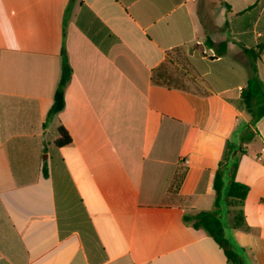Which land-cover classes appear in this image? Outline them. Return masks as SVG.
I'll return each instance as SVG.
<instances>
[{
    "label": "crops",
    "instance_id": "obj_1",
    "mask_svg": "<svg viewBox=\"0 0 264 264\" xmlns=\"http://www.w3.org/2000/svg\"><path fill=\"white\" fill-rule=\"evenodd\" d=\"M262 42L264 0H2L0 264H229L183 215L212 208L225 142L249 120L243 47L264 83ZM61 47L72 75L47 119ZM175 51L190 57L179 87L154 84ZM251 129L235 172L248 231L232 237L264 264V116Z\"/></svg>",
    "mask_w": 264,
    "mask_h": 264
},
{
    "label": "trees",
    "instance_id": "obj_2",
    "mask_svg": "<svg viewBox=\"0 0 264 264\" xmlns=\"http://www.w3.org/2000/svg\"><path fill=\"white\" fill-rule=\"evenodd\" d=\"M242 13V12H241ZM207 48H212L216 55L222 56L226 51V42L213 43L205 41ZM264 42L257 44L255 49L260 50ZM244 53L249 60L250 75L245 85L239 91L238 106L248 116L249 120L244 125L240 141L225 142L223 152L219 158L213 179L214 200L211 210L200 211L195 214L183 215V221L195 229H202L221 248L229 264H245L247 259L246 249L233 243L232 235H226L221 221V210L225 208L227 225L231 230L248 231L244 222L243 205L248 192V187L235 180L237 161L240 155L246 153L245 144L253 137L258 136L251 128L264 116V83L256 73L254 63L259 56L253 48H244ZM60 78L54 91L52 104L47 113V119L56 115L64 107V88L71 79L72 70L69 66L64 47H61ZM156 85L166 87H179V79L168 65L163 62L157 66L151 76ZM71 142L68 132L62 126L57 128L55 146L63 147ZM234 156L232 157V154ZM43 176L47 175L46 169L42 170Z\"/></svg>",
    "mask_w": 264,
    "mask_h": 264
},
{
    "label": "rangeland",
    "instance_id": "obj_3",
    "mask_svg": "<svg viewBox=\"0 0 264 264\" xmlns=\"http://www.w3.org/2000/svg\"><path fill=\"white\" fill-rule=\"evenodd\" d=\"M193 49V48H191ZM191 51V50H189ZM190 53V52H189ZM189 54H187L185 51H175L171 52V54H168L167 59L165 60V63L168 65L169 69L175 73V74H185L184 70H188L189 68ZM257 61V59H256ZM244 62L246 65L249 64L248 59H244ZM222 68H225L222 64H217L208 69V75L207 77L210 78L213 74H216L218 71H221ZM221 221L223 223L224 232L226 235H232V230L227 225V219H226V210L225 208H222L221 210ZM233 243L235 241L233 240Z\"/></svg>",
    "mask_w": 264,
    "mask_h": 264
},
{
    "label": "clouds",
    "instance_id": "obj_4",
    "mask_svg": "<svg viewBox=\"0 0 264 264\" xmlns=\"http://www.w3.org/2000/svg\"><path fill=\"white\" fill-rule=\"evenodd\" d=\"M0 3H2V0H0ZM8 23H9V28H11V22L9 21ZM12 31H13V35H14V30H12ZM11 47H12L13 50H19L18 43L13 42Z\"/></svg>",
    "mask_w": 264,
    "mask_h": 264
},
{
    "label": "water",
    "instance_id": "obj_5",
    "mask_svg": "<svg viewBox=\"0 0 264 264\" xmlns=\"http://www.w3.org/2000/svg\"><path fill=\"white\" fill-rule=\"evenodd\" d=\"M210 58H216V56H210ZM235 153L232 154V157L234 156Z\"/></svg>",
    "mask_w": 264,
    "mask_h": 264
}]
</instances>
